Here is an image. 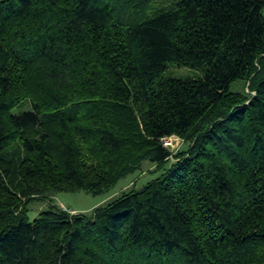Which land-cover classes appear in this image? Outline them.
<instances>
[{
	"label": "trees",
	"instance_id": "1",
	"mask_svg": "<svg viewBox=\"0 0 264 264\" xmlns=\"http://www.w3.org/2000/svg\"><path fill=\"white\" fill-rule=\"evenodd\" d=\"M0 264H264V0H0Z\"/></svg>",
	"mask_w": 264,
	"mask_h": 264
},
{
	"label": "rangeland",
	"instance_id": "2",
	"mask_svg": "<svg viewBox=\"0 0 264 264\" xmlns=\"http://www.w3.org/2000/svg\"><path fill=\"white\" fill-rule=\"evenodd\" d=\"M169 74L172 78L175 79H186L194 77V73L188 69H175L171 71L169 69ZM231 92H246V86L241 81L234 82L230 86ZM13 112H17L14 110ZM169 143V140L164 141ZM164 147V146H163ZM182 149V141L179 140V146L177 149L170 150L175 152L178 149ZM160 172L153 171V166L144 162L141 166V169L133 174L126 176L125 178L119 180L116 185L105 195L100 196H91L83 192L75 193H61L57 194L53 199H40L37 198L33 200L27 209V216L29 220L35 218V216L42 210H45L48 206L56 205L61 209H65L70 212V214H84L92 211L94 208L109 202L113 198L120 195L122 192H127L131 189L138 190L142 188L149 181L157 178ZM73 211V212H72Z\"/></svg>",
	"mask_w": 264,
	"mask_h": 264
},
{
	"label": "built area",
	"instance_id": "3",
	"mask_svg": "<svg viewBox=\"0 0 264 264\" xmlns=\"http://www.w3.org/2000/svg\"><path fill=\"white\" fill-rule=\"evenodd\" d=\"M168 140H169V143H167V144H166V142H164L166 140L162 141V144H163L165 149L172 150V149H177L178 148V146H179V140L178 139L172 137V138H170Z\"/></svg>",
	"mask_w": 264,
	"mask_h": 264
}]
</instances>
